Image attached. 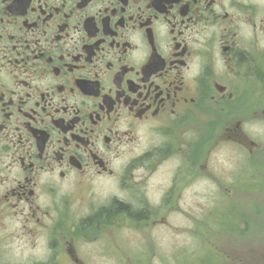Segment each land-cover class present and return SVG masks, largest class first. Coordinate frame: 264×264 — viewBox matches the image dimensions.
<instances>
[{
  "label": "flooded vegetation",
  "instance_id": "af4514ba",
  "mask_svg": "<svg viewBox=\"0 0 264 264\" xmlns=\"http://www.w3.org/2000/svg\"><path fill=\"white\" fill-rule=\"evenodd\" d=\"M171 215L264 264V0H0V264Z\"/></svg>",
  "mask_w": 264,
  "mask_h": 264
},
{
  "label": "rangeland",
  "instance_id": "374dc122",
  "mask_svg": "<svg viewBox=\"0 0 264 264\" xmlns=\"http://www.w3.org/2000/svg\"><path fill=\"white\" fill-rule=\"evenodd\" d=\"M226 149L227 147L224 150L220 149L218 165L228 167L225 160ZM162 176L163 174H159V177ZM204 186L205 184L201 183L202 190H204ZM253 198V195H250L251 204H253ZM77 199L79 203L84 200L82 197ZM99 199L102 198L97 197L94 200L99 201ZM170 217L186 224L191 222L188 218L186 221L181 219L179 215ZM124 222L123 220L119 229H99L90 234L89 239L83 240L84 244L79 245V251L85 264H181L180 261H190V254L197 249L194 231L189 228V224L185 229H167L163 227L141 228L130 223L124 224ZM115 244L116 250L114 249ZM114 253L116 257L113 256ZM154 254H157L158 257ZM166 255L168 260L165 263L161 259ZM183 255L185 256L183 257ZM117 258L119 261L115 260Z\"/></svg>",
  "mask_w": 264,
  "mask_h": 264
},
{
  "label": "trees",
  "instance_id": "16d2710c",
  "mask_svg": "<svg viewBox=\"0 0 264 264\" xmlns=\"http://www.w3.org/2000/svg\"><path fill=\"white\" fill-rule=\"evenodd\" d=\"M126 211H128V210H126Z\"/></svg>",
  "mask_w": 264,
  "mask_h": 264
}]
</instances>
